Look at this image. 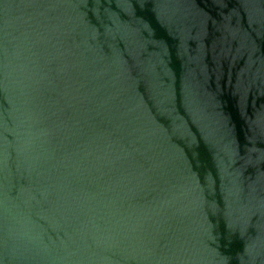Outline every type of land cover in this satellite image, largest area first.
Returning <instances> with one entry per match:
<instances>
[{
	"label": "water",
	"instance_id": "95a60500",
	"mask_svg": "<svg viewBox=\"0 0 264 264\" xmlns=\"http://www.w3.org/2000/svg\"><path fill=\"white\" fill-rule=\"evenodd\" d=\"M0 264H264V0H0Z\"/></svg>",
	"mask_w": 264,
	"mask_h": 264
}]
</instances>
